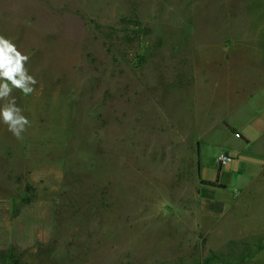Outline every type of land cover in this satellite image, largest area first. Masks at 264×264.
Segmentation results:
<instances>
[{
    "label": "rangeland",
    "instance_id": "rangeland-1",
    "mask_svg": "<svg viewBox=\"0 0 264 264\" xmlns=\"http://www.w3.org/2000/svg\"><path fill=\"white\" fill-rule=\"evenodd\" d=\"M0 35L38 81L22 138L0 120V264H264V166L220 217L199 195L264 0H0Z\"/></svg>",
    "mask_w": 264,
    "mask_h": 264
},
{
    "label": "crops",
    "instance_id": "crops-1",
    "mask_svg": "<svg viewBox=\"0 0 264 264\" xmlns=\"http://www.w3.org/2000/svg\"><path fill=\"white\" fill-rule=\"evenodd\" d=\"M247 96L243 106L248 111L239 125L218 119L226 129V149L212 152L200 169V206L208 216L224 215L264 166V82L249 89ZM222 152L232 155L233 161L218 165L217 157Z\"/></svg>",
    "mask_w": 264,
    "mask_h": 264
},
{
    "label": "clouds",
    "instance_id": "clouds-1",
    "mask_svg": "<svg viewBox=\"0 0 264 264\" xmlns=\"http://www.w3.org/2000/svg\"><path fill=\"white\" fill-rule=\"evenodd\" d=\"M30 57L18 50L11 39L0 35V100L5 101L0 108V120L18 139L30 126L29 120L22 114L12 96L13 89H19L25 96L35 91L38 81L29 74L25 64Z\"/></svg>",
    "mask_w": 264,
    "mask_h": 264
},
{
    "label": "built area",
    "instance_id": "built-area-1",
    "mask_svg": "<svg viewBox=\"0 0 264 264\" xmlns=\"http://www.w3.org/2000/svg\"><path fill=\"white\" fill-rule=\"evenodd\" d=\"M231 161H233V156L227 152H222L217 157V164L220 166H224Z\"/></svg>",
    "mask_w": 264,
    "mask_h": 264
},
{
    "label": "trees",
    "instance_id": "trees-1",
    "mask_svg": "<svg viewBox=\"0 0 264 264\" xmlns=\"http://www.w3.org/2000/svg\"><path fill=\"white\" fill-rule=\"evenodd\" d=\"M236 134H237L238 136H240V135H241V133H239V132H236Z\"/></svg>",
    "mask_w": 264,
    "mask_h": 264
}]
</instances>
